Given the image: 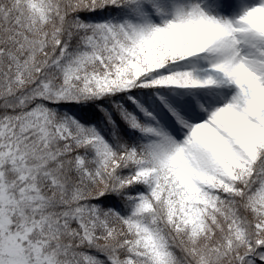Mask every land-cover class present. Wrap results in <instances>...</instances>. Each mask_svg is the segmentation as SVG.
<instances>
[{"label": "snow or ice", "instance_id": "snow-or-ice-1", "mask_svg": "<svg viewBox=\"0 0 264 264\" xmlns=\"http://www.w3.org/2000/svg\"><path fill=\"white\" fill-rule=\"evenodd\" d=\"M0 264H264V0H0Z\"/></svg>", "mask_w": 264, "mask_h": 264}]
</instances>
